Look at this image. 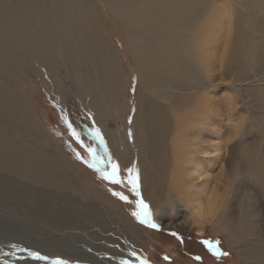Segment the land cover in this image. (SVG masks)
I'll return each mask as SVG.
<instances>
[{
  "label": "rangeland",
  "instance_id": "obj_1",
  "mask_svg": "<svg viewBox=\"0 0 264 264\" xmlns=\"http://www.w3.org/2000/svg\"><path fill=\"white\" fill-rule=\"evenodd\" d=\"M35 1L47 4L51 0ZM7 2H10L4 3L7 8L14 4L12 0ZM84 2L92 5L95 25L115 52L114 72L100 74L95 86L98 92L74 87L59 63L52 76L42 69L41 73L35 71L23 61L19 63L17 55L12 53L15 51L13 46H7L8 41L0 37V64L4 67L3 70L0 68V87L5 90L4 97L0 96V106L5 96L13 95L27 117L23 121L9 115L0 119V134L10 146L24 151L62 181L59 187H49L10 171H0V241L10 243L1 244L4 247L0 245V264H52L56 260L64 264H98L96 262L101 260L113 264L131 261L141 264H257L248 252L256 246H259L257 249L264 247V0ZM122 2L127 4V9L147 8L150 11L156 10L155 6L163 2L169 5L165 8L179 6L178 10L182 11L189 4L198 8L208 3L201 11L204 20L197 34L210 41L209 51L204 52L210 55V71L205 72L201 56L193 54L190 60L189 57L185 60L190 67L183 69L193 75L189 79H175L169 73L165 76L174 81L167 89L163 85L154 91L141 85L138 89V75L142 69L130 51L134 44L130 34L142 26L138 19L127 20L113 11L119 4L124 6ZM97 5L103 9L101 18L97 14ZM3 12H0V27L7 20V13ZM171 27L167 25L160 29L158 26L153 32H156L155 36L178 33ZM183 48L186 51L184 43L180 49ZM246 51L252 55L249 60ZM183 82L192 86L184 88ZM141 93L152 105L167 108L168 117L173 113L171 102L173 104L179 97L181 101L178 99L176 103L178 117L188 114L195 117L196 111L192 108L197 104L204 103L207 108L204 123H189L185 127L189 134L181 137L182 140L174 135L164 139L168 155L170 152L173 155L176 147L182 149L185 139L194 141L198 136L200 146L208 153H195V159L192 155L189 162L183 158L172 162L173 157L169 155L166 178L163 176L162 179L166 197L163 193L158 205L159 214L163 213L165 217L159 222L157 211L152 212L148 194L140 181V155L135 142L134 122ZM189 94H193L191 106L184 105ZM82 96L85 98L81 99ZM214 147L219 150L214 151ZM227 151L238 159L247 160L243 181L236 178V183L231 186H227L222 177ZM94 157L95 167L107 168V171L101 173L88 167ZM109 157L119 165V176L123 181L120 184L101 178L111 172ZM259 165L263 173L256 176ZM179 167L181 171L178 172ZM129 169H135L139 174V196L128 184ZM174 169L178 173H172ZM174 184L180 185L181 194L176 192ZM216 185L217 191L213 192ZM212 193L219 196L216 205H221L218 209L225 212L222 218L226 221L236 219L235 222L231 220L233 226L237 227L244 220V209L253 212V224L257 225H251L252 232H258V236L249 235V229H245L238 230L233 237V233L217 221L218 211L215 213L216 210L212 212L214 209L204 207ZM121 196L127 200H122ZM139 200L148 205L151 221L158 227L142 224L132 215L140 211L137 207ZM198 205L203 207L196 208ZM171 223L182 231L171 229ZM205 241L228 255L217 258ZM30 253L47 259L36 260Z\"/></svg>",
  "mask_w": 264,
  "mask_h": 264
},
{
  "label": "bare ground",
  "instance_id": "obj_2",
  "mask_svg": "<svg viewBox=\"0 0 264 264\" xmlns=\"http://www.w3.org/2000/svg\"><path fill=\"white\" fill-rule=\"evenodd\" d=\"M12 2H14L12 7L7 8L4 3L10 2H7V0H0V3H2V5L0 6V12L4 10V12L7 13V20L5 18V23L0 27V37L1 39L4 38L8 41L7 46H13V49L15 51H12V53H14V55H17V60L19 63L23 61L22 63L29 64L30 66H32L31 68H35V71H38L40 73L42 69L44 70V73L49 76L53 75L54 68L59 63L62 65L63 69L65 70L64 72H66L74 87H84L85 89L89 88V90L91 89V91L94 90L93 92L97 91V89L95 90V86L98 85L97 81H99L101 73L104 72L106 74V72H110L112 74V72H114L115 52L113 50V47L109 44L107 37H105L100 28L95 25V14L93 12L94 10L92 8V5L85 3L84 0H51L47 4H43L41 3V1L33 2V0H12ZM156 3H144V5H154ZM164 3L165 2L160 5L161 7L155 6L157 7V9L153 11H150V9L147 8L136 10L130 8L127 9L128 6H125L127 5L125 3H123L125 7L122 5L120 6L119 4L118 7H115L113 9V11H116L119 15H122L123 18L127 20L138 19L140 23L139 25L142 26L135 28V30L130 34L132 36L131 38L134 40V44H132V46L130 47V51H132L136 63L142 69V72L138 75V89L140 85L141 87H144V89H147L149 91H154L161 85L165 86V88L167 89V86L171 85L174 81H171L170 77L165 76V74L169 73L174 75L175 79H178L179 77H186L189 79L190 75H193L189 72L183 71V69H185L186 66L190 67V65L185 63V60L187 59V57H189L190 60V57L193 54V56L197 54L200 55L201 64L204 67V71H210V55L204 53L209 51L211 45L210 41H207L204 37L197 34L198 27L204 20L202 18L204 15L202 16L201 11L208 3H203L198 8L197 5L192 6L189 4L190 6L188 5V8L183 11L178 10L179 6L178 8H176V6H173L172 8H165L169 5H164ZM97 8V14L101 18L104 14L103 9L99 7V5L96 6V9ZM167 25L172 26L171 30H177L178 33H171L166 35L160 33L155 36L156 32L154 33L153 31H155V29L157 30L156 27L159 26L161 27L160 29H164V27ZM53 28L55 29L54 34ZM144 31H147V33H145ZM161 34L164 36H161ZM157 39L161 41L159 42L157 41ZM6 40H4V42H6ZM183 43L185 44L186 51L184 48L183 50L180 49ZM247 46L250 49L249 45ZM187 53L188 55H186ZM251 56L252 55L250 54V52L246 51L247 60L251 59ZM0 68L1 70H3V64H0ZM108 75L109 74L107 73V76ZM163 75L165 76V79L162 78ZM144 80L145 83H143ZM183 86L184 88H189L192 85H185V83L183 82L182 87ZM4 91L5 90L0 87V96L4 97ZM75 92L77 93V91ZM88 97H90V95ZM186 97L187 100L184 99L186 100V104L184 105L191 106L193 94H189ZM82 98L85 97L82 96L81 99ZM179 98H176V101L173 100V104L171 102L170 108L173 113L170 115V117H168L165 112L167 111V108L156 107L149 102V99H147V97H145L143 93L139 94L140 102L138 104L134 122L136 125L135 142L138 146L140 155L139 171L141 186L144 189V192L148 194L147 197L152 212L157 211L156 216L158 218V222L165 217L163 213L159 214L158 205L163 197L164 188L162 187V179L163 176L166 175L165 172L168 168L167 166H169L167 165L169 164L168 160H170L169 155L171 154L170 152V154L168 155V150H166L164 139L170 135H174V138H177L179 136L180 139L181 137L187 136V134H189V129H186L185 127H187L189 123H194L196 121L204 123V121L202 120L206 116L205 113L207 108L204 106V103L197 104L192 108L194 111H196L195 117H192L190 114L184 117L176 116V103ZM89 100L91 101V99ZM89 100L87 102H89ZM180 101L181 100L179 99L178 102ZM2 102V108L0 106V119H4L8 115L10 116V118L20 121H23L25 120V118H27L24 108L18 103L17 99L13 95L5 96L4 101ZM151 109L154 111V113L153 111H151ZM202 114L204 116H202ZM193 146L194 148H192ZM176 148L177 149L175 150V153L173 155H170L173 157L172 162H174V160H176L177 158H183L189 162V160L192 159L191 156L195 153H201L205 155L208 153L207 150H204V148L200 146L199 136L198 139L194 141H191L190 139L188 141L185 139L184 141H182V149H180L181 147ZM218 150L219 149L217 147H214V151ZM203 158L205 157L203 156ZM246 162V158L238 159L233 155V153L227 151L222 170V177L224 178L223 182H225L227 186H231L236 183V178H239L238 181H243ZM0 171H10L11 173L21 178L32 180L40 184H45L49 187H59L62 185V181L60 182L59 180L60 178L53 175L51 171L41 167L24 151L12 145L10 146L6 142V138L4 137V135L1 134ZM175 171L176 169H174L172 173H174ZM179 171H181L180 167L178 169V172ZM262 171L263 168L259 165L258 171H256V176L260 174L262 175ZM168 177L170 176H167V178ZM176 179L180 181L178 178ZM164 180L166 181V179ZM169 183L172 184L171 182ZM178 185L174 184V186H176V192L178 194H181L182 192L180 191V185ZM216 188L217 185L213 187L212 191L216 192ZM164 196L166 197V194ZM208 197L209 198L207 204H204V207L208 208V210L214 209L212 210V212L216 210L215 213L218 211L219 217L217 221L225 225L228 230L233 233V237L234 235L238 234V230L244 231L245 229H249L247 232L249 235H252V231L254 230L253 226L257 225L256 223L253 224V218L255 217L253 212L244 209V220H242V223L238 221L239 225L236 227L231 224V220H234L233 222L236 221L235 218L230 219V221H226L224 218H222V215H224L225 212L223 210L221 212L218 209L219 207H221V205H219L218 207L216 205V203H218L219 196H216L212 193V195ZM222 201L224 202L225 200ZM200 206L203 207L202 205ZM200 206L198 205V207L196 208H200ZM192 210H195V208ZM199 211L200 210L197 209V212ZM251 211H253V209H251ZM193 221L192 223L194 224L195 222ZM169 226L171 229L178 232L182 231V229L176 224L171 223ZM253 235L257 237L258 232H254ZM4 243H6V245H10V243L8 242L0 241V245ZM231 244H233V242H231ZM231 244L229 245V247L231 246ZM4 246L1 245V247ZM61 246H64V244ZM256 247L259 248V246ZM256 247L248 252L249 257L251 259H254L257 264H264V247L260 249H257ZM65 254L67 255V252H65ZM80 254H82V252ZM105 262L101 260L96 263L113 264ZM130 264L141 263L131 261Z\"/></svg>",
  "mask_w": 264,
  "mask_h": 264
},
{
  "label": "snow or ice",
  "instance_id": "obj_3",
  "mask_svg": "<svg viewBox=\"0 0 264 264\" xmlns=\"http://www.w3.org/2000/svg\"><path fill=\"white\" fill-rule=\"evenodd\" d=\"M69 128H71V126L69 125ZM96 135L99 136V131L97 130ZM73 136L75 137V133H73ZM78 139V138H77ZM101 143H103V138L101 137ZM89 152L91 153V150H89ZM78 159L80 158L79 156L77 157ZM96 164V160L95 157L93 158V162L88 163V167L90 168H95V170L97 172H105L107 171V168H100V167H95ZM109 166L111 167V172L108 175H102V179L108 180L113 184H120L123 181L120 179L119 176V165L115 164L114 162L111 161V158L109 157V161H108ZM129 180H128V184L131 186V190L137 195L139 196V174L138 172H136L135 169H129ZM133 172H135V175H133ZM114 195H118L116 193H114ZM122 200H127L126 197L121 196L120 197ZM137 207L139 208V212H133L132 215L135 216L140 223L142 224H148L149 226L156 228L158 227L157 225H155L154 223H152L151 221V213L148 209V205H146L142 200H139ZM205 244L207 245V247L209 248V251H211L213 253L214 256H216L217 258H220L221 256H226L228 255V253H224L221 252L217 247H215L214 245H212L211 243L205 241ZM30 255L37 260H46L47 257L41 256L37 253H30ZM52 264H64L63 261L60 260H56L53 261Z\"/></svg>",
  "mask_w": 264,
  "mask_h": 264
}]
</instances>
